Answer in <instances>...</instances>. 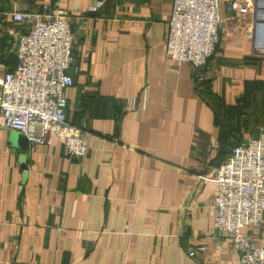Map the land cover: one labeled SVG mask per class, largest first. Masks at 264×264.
<instances>
[{"label": "crops", "instance_id": "1", "mask_svg": "<svg viewBox=\"0 0 264 264\" xmlns=\"http://www.w3.org/2000/svg\"><path fill=\"white\" fill-rule=\"evenodd\" d=\"M236 1L249 12L225 17L214 79L198 91L193 69L167 57L174 0H0V87L23 32L12 12L69 14L66 118L89 146L69 159L54 135L31 147L0 128V264H237L214 232L213 177L264 128V0Z\"/></svg>", "mask_w": 264, "mask_h": 264}, {"label": "built area", "instance_id": "2", "mask_svg": "<svg viewBox=\"0 0 264 264\" xmlns=\"http://www.w3.org/2000/svg\"><path fill=\"white\" fill-rule=\"evenodd\" d=\"M103 4L97 1L91 12ZM248 8L236 0H174L165 39L167 57L176 67L187 64L193 69L198 91L214 79V56L225 17L245 15ZM257 14L263 21L264 4L258 5ZM11 18L23 32L17 43V66L0 87V128L26 136L31 147L54 135L69 159L85 157L86 136L66 119L65 90L74 85L70 70L76 63V34L69 14L59 8L45 13L16 10ZM259 53L264 55V46ZM219 147L217 141L208 145L210 150ZM213 180L215 234L229 242L238 255L237 264H264V246L256 241L264 228V128L230 149ZM196 250L189 247V255L195 256Z\"/></svg>", "mask_w": 264, "mask_h": 264}, {"label": "water", "instance_id": "3", "mask_svg": "<svg viewBox=\"0 0 264 264\" xmlns=\"http://www.w3.org/2000/svg\"><path fill=\"white\" fill-rule=\"evenodd\" d=\"M14 133L21 135L23 138H25V140H27L26 136H24V135H22L20 133H17V132H14Z\"/></svg>", "mask_w": 264, "mask_h": 264}, {"label": "trees", "instance_id": "4", "mask_svg": "<svg viewBox=\"0 0 264 264\" xmlns=\"http://www.w3.org/2000/svg\"><path fill=\"white\" fill-rule=\"evenodd\" d=\"M208 88H209V86H208L207 88H205L204 90L206 91V90H208ZM204 90H203V91H204ZM66 119H67V118H66ZM256 136H257V135H256ZM240 143H242V142H240ZM240 143H239V144H240ZM239 144H237V145H239ZM235 146H236V145H235ZM233 147H234V146H233ZM231 148H232V147H231Z\"/></svg>", "mask_w": 264, "mask_h": 264}]
</instances>
